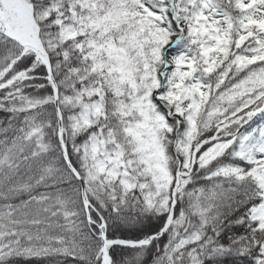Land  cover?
Wrapping results in <instances>:
<instances>
[{
  "label": "snow or ice",
  "instance_id": "obj_1",
  "mask_svg": "<svg viewBox=\"0 0 264 264\" xmlns=\"http://www.w3.org/2000/svg\"><path fill=\"white\" fill-rule=\"evenodd\" d=\"M0 264H264V0H0Z\"/></svg>",
  "mask_w": 264,
  "mask_h": 264
}]
</instances>
